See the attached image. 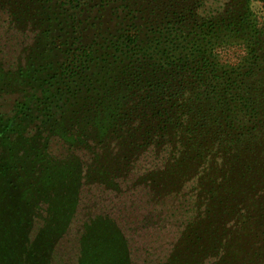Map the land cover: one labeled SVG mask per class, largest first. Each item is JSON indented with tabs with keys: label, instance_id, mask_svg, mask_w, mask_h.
Wrapping results in <instances>:
<instances>
[{
	"label": "trees",
	"instance_id": "obj_1",
	"mask_svg": "<svg viewBox=\"0 0 264 264\" xmlns=\"http://www.w3.org/2000/svg\"><path fill=\"white\" fill-rule=\"evenodd\" d=\"M1 14L36 40L0 66V97L18 95L0 112V264H50L93 188L178 217L161 264H264V0H0ZM78 243L77 264H131L108 214Z\"/></svg>",
	"mask_w": 264,
	"mask_h": 264
},
{
	"label": "rangeland",
	"instance_id": "obj_2",
	"mask_svg": "<svg viewBox=\"0 0 264 264\" xmlns=\"http://www.w3.org/2000/svg\"><path fill=\"white\" fill-rule=\"evenodd\" d=\"M35 40L33 31H17L1 14L0 66L9 70L18 63L23 64L25 51ZM224 57L232 59L233 54L226 53ZM17 98L16 94L2 95L0 112L9 114ZM142 198L144 196L140 194L133 198L128 194L114 196L94 188L83 192L76 215L67 233L56 244L50 264H77L82 226L88 219L100 214L110 215L123 231L129 244L131 264H161L177 236L179 219L161 208L149 212ZM35 230L33 228L31 237L36 233Z\"/></svg>",
	"mask_w": 264,
	"mask_h": 264
}]
</instances>
